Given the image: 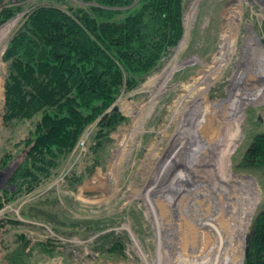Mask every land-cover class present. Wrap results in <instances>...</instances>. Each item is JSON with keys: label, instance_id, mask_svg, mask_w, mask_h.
<instances>
[{"label": "rangeland", "instance_id": "374dc122", "mask_svg": "<svg viewBox=\"0 0 264 264\" xmlns=\"http://www.w3.org/2000/svg\"><path fill=\"white\" fill-rule=\"evenodd\" d=\"M69 2L86 5L80 0ZM40 3L68 8L53 0H0V10L23 6L0 23V31L10 24L0 37V156L28 128L19 123L3 125L5 63L1 57L26 13ZM184 27L183 37L164 66L136 88L122 92L112 104L126 120L111 131V140L96 155L97 162L88 165L90 144L95 143L93 122L79 136L85 137L83 150L74 146L51 179L0 209V219L5 221L0 230V264H9L4 254L14 246L17 233L29 239L27 249L43 242L49 251L36 252L31 264H158L159 259L162 264H202L197 258L215 237L213 229L209 231L197 221L213 211L215 217L209 218L221 223L224 231L214 235L230 238L225 229L233 220L236 240L217 257L211 255V260L240 264L244 256L241 231L251 213L264 208V177L238 174L233 169L253 135L264 129V83H256L255 77L264 74V0H187ZM251 91L258 99L240 106L239 119L229 122L237 131L235 145L222 146L229 175L222 184L228 186L230 200L241 196L244 203L232 201L238 210L229 214L226 204L225 209L221 207L222 200L215 197L211 204L213 195L224 196V189L209 181L212 170L217 172L220 146L210 144L209 149L201 150L206 140L197 133L200 120L201 127L210 128L228 120L213 108L199 119L192 115L205 105L230 104L231 97L241 100ZM210 139L213 143L215 137ZM199 156H205L206 162H200ZM13 166L10 163L1 170L0 188ZM78 176L79 181L73 182ZM50 201H56V206ZM21 206L31 208L29 212L36 217L23 216ZM48 213L58 215L61 222L51 220ZM10 218L23 223L10 224ZM109 231L121 239L120 247L101 246L100 235ZM190 260L193 262L188 263Z\"/></svg>", "mask_w": 264, "mask_h": 264}, {"label": "trees", "instance_id": "16d2710c", "mask_svg": "<svg viewBox=\"0 0 264 264\" xmlns=\"http://www.w3.org/2000/svg\"><path fill=\"white\" fill-rule=\"evenodd\" d=\"M53 1L68 8L50 3L33 6L1 57L5 63L3 125L19 123L28 128L0 156V171L14 164L0 188V209L51 179L84 128L93 122L95 143L90 144L88 165L97 162L96 155L111 140V131L126 120L112 104L122 92L136 88L164 66L185 30L187 0H80L84 6ZM22 7L1 9L0 23ZM233 169L264 177L260 131ZM80 176L72 181H79ZM50 203L56 206V201ZM29 209L21 206L20 212L36 217ZM47 215L61 222L55 213ZM7 222L23 223L16 218ZM4 224L0 219V230ZM116 236L113 231L100 235L101 246L120 247L122 241ZM14 242L4 254L9 264H31L36 252H49L43 242L27 249L30 241L23 233H17ZM242 264H264V208L252 217Z\"/></svg>", "mask_w": 264, "mask_h": 264}, {"label": "bare ground", "instance_id": "6f19581e", "mask_svg": "<svg viewBox=\"0 0 264 264\" xmlns=\"http://www.w3.org/2000/svg\"><path fill=\"white\" fill-rule=\"evenodd\" d=\"M10 26V24H8L7 25V27H5L3 30H1L0 31V37H3V36H5V34H6V30L8 29V27ZM255 77H256V79H257V81H256V83H264V74H262V73H257V74H255ZM245 82V79H243L242 81H241V83H244ZM262 85H264V84H262ZM240 99V97H238V98H235V97H231V100H230V104H220L219 102H217V103H212V105H205V106H203L201 109L200 108H198V110H196V112L192 115L193 117H196L197 119H199L200 118V116H201V114H204V113H206V111H208V110H210V109H218V111H220L221 112V116L222 117H224V118H226L227 120H228V122H227V124H221V125H223V129L221 130V125L219 126V125H217V127H208L207 125H205L204 126V124H203V126L201 127V125H200V123L202 122V120H200V122H197V123H199L197 126H200V128L199 129H197V133L198 134H205V135H201L200 134V136L201 137H203L205 140H206V143H202V147H201V150H205V148H207V149H209V145L210 144H214V148H216V147H219L220 146V148H219V150H218V159H217V165H216V170H217V172L215 171V172H213V170H212V175H211V177L213 178V177H216L217 178V180L215 179V180H213L212 178H211V180H209V181H213V185L215 186H217V187H219V190H222V189H224L225 190V192H224V190H222L223 191V193H224V196H223V198L221 199L219 196H216V195H213L212 197H211V204L213 203V201H214V199H215V197L217 198V199H220V200H222L223 201V203H222V205H221V207H226L225 206V204L228 206L227 208H229V214H231V213H233V212H236L238 209H236L237 208V206H235V209L236 210H234V208L232 207V201L233 202H237L238 201V199H240V205H243L244 203L242 202V200H241V196L239 197V198H237V199H232V200H230V198H229V193H230V190H228L227 189V187L228 186H226V184H222V182L224 181V178L226 179L227 178V176H229L228 175V173L225 171V168L228 166H226V164H225V160H224V154H226V149H222V146L223 145H226V144H228V147L229 148H231L232 146H234V144H235V140H236V137H237V131L236 130H232V128H230V125L231 124H229V122H230V120L232 121V120H238L239 119V116H240V106H242L243 104H245V103H247V102H252V101H256L257 99H258V97L256 96V93H255V91L253 92V91H251V93L248 95V96H245V97H243V98H241V100H239ZM220 107V108H219ZM217 111V112H218ZM196 120V119H195ZM226 122V121H225ZM235 122V121H234ZM238 122V121H237ZM195 123V122H194ZM206 124V123H205ZM236 124V123H235ZM196 126V127H197ZM195 127V128H196ZM193 130V129H192ZM188 132V131H187ZM239 132V131H238ZM215 137V139H214V141H213V143H210L211 141V137ZM200 140V139H199ZM181 147V146H180ZM200 146L198 145V146H196V149H195V151L196 150H198V148H199ZM227 147V146H226ZM228 148V149H229ZM232 150V149H231ZM230 150V151H231ZM229 152V151H228ZM207 156V155H206ZM217 156V155H216ZM200 162H203V163H205L206 161H204V160H207L206 159V157L204 156V157H201V156H199L198 158H197ZM219 177V179H218V177ZM228 181V180H227ZM211 183V182H210ZM219 183V184H218ZM208 184V183H207ZM228 184V183H227ZM212 186V185H211ZM221 187V188H220ZM161 188V187H160ZM230 189V188H229ZM231 191H232V189H231ZM208 194V193H207ZM222 195V194H221ZM210 197V196H209ZM236 198V197H235ZM216 199V200H217ZM238 203V202H237ZM216 204H217V202H216ZM218 205V204H217ZM212 207H214V206H212ZM232 207V208H231ZM232 210H231V209ZM225 209V208H224ZM211 211V210H210ZM218 211V210H217ZM212 212V211H211ZM215 212L213 211L210 215H206V219L205 220H202V221H200V220H198L197 222L198 223H200L201 222V224L203 223V227H206V228H208V230L209 231H211L212 229V234H213V236L215 237V240H214V242L212 241V244L208 247V248H205V249H203V252H202V254L201 255H199V258H197L198 260L197 261H199V259L201 260L200 262H202V264H216L215 263V260H211V255H214V256H218V255H220V253L222 252V250L224 251L227 247H228V245L230 244V242H231V240H233V238L235 239L236 237H234V233H235V228H234V226H233V220H230V222L227 224L229 227L227 228V229H225V233L226 234H231V237L230 238H228L227 239V237H226V235H221L220 236V238H218V236H215L214 235V232H217L218 233V235L219 234H221L222 232H224L223 230H222V224L221 223H217L216 221H213V219H214V217H215V214H214ZM211 215H213L214 217H213V219H210L209 218V216H211ZM211 220V221H210ZM208 221H210V222H208ZM201 226V225H200ZM246 229V228H245ZM245 229L244 230H242L241 231V235H243V232L245 231ZM236 240V239H235ZM197 243V242H196ZM187 247V246H186ZM171 260V259H170ZM188 260V259H187ZM187 260H183L184 261V263H187ZM165 261V260H164ZM162 261H161V259H159V261H158V264H162L161 263ZM189 262H193L192 260H190V261H188V263ZM199 262V263H200ZM169 263V262H168Z\"/></svg>", "mask_w": 264, "mask_h": 264}, {"label": "built area", "instance_id": "2783aa9c", "mask_svg": "<svg viewBox=\"0 0 264 264\" xmlns=\"http://www.w3.org/2000/svg\"><path fill=\"white\" fill-rule=\"evenodd\" d=\"M236 138H237V137H236ZM235 143H236V140H235ZM84 145H85V137H82V136H81V137L77 140L75 147H77V148L80 149V151H81V150H83ZM234 145H235V144H234ZM244 208H245V207L242 208V212H241V213H242V216L244 215V213H243ZM240 209H241V207H240ZM254 209H255V208H254ZM253 213H254V211L251 213V215H250L249 218H248V221H247V224H246V229H245V231L243 232L242 237H239V238H240V241H241L240 246H243V247L245 246V241H246V237H247V234H248V226H249V224H250V222H251V220H252Z\"/></svg>", "mask_w": 264, "mask_h": 264}, {"label": "water", "instance_id": "95a60500", "mask_svg": "<svg viewBox=\"0 0 264 264\" xmlns=\"http://www.w3.org/2000/svg\"><path fill=\"white\" fill-rule=\"evenodd\" d=\"M262 40H264V39H261V41H262ZM112 108L117 109L116 105H112ZM260 134H261L262 136H264V129H262V131L260 132ZM2 172H3V171H0V176L2 175ZM248 176H249V175H248ZM249 237H250V231L248 232L247 237H246V244H245V251H244V254H245V255H246L247 250H248Z\"/></svg>", "mask_w": 264, "mask_h": 264}]
</instances>
